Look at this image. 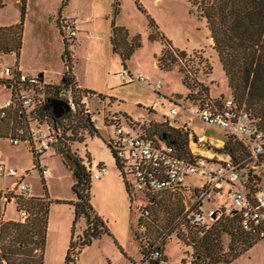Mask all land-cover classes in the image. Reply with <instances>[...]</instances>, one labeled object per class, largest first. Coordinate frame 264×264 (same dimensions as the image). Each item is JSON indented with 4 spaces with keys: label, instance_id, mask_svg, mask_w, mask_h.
<instances>
[{
    "label": "rangeland",
    "instance_id": "rangeland-1",
    "mask_svg": "<svg viewBox=\"0 0 264 264\" xmlns=\"http://www.w3.org/2000/svg\"><path fill=\"white\" fill-rule=\"evenodd\" d=\"M74 1H76L73 4L74 10L80 11L82 16L91 15L93 18L87 22L88 27H79L76 33L101 37L94 43L83 39L77 43L73 40V43L68 45L72 64L80 77L87 84L96 86V89L105 94L100 103L97 102L95 96H90L86 102L85 107L89 109L91 119L97 118L99 123L102 114L107 118L110 116L118 118L119 115L131 119L144 117L150 123L149 127L151 123L156 122L161 123L157 129L166 128L169 124L176 125L175 120L178 114L182 113L180 108L175 114L168 112L172 101L185 105L198 102L202 97L198 92L202 85H206L207 93L209 91L212 95H217L215 97L229 96L226 77L212 48V40L209 37L205 19L190 1H137L140 8L154 20L157 28L174 46L173 49L184 51L180 58L185 59L191 74V79L188 78V83H190L188 87L181 82L183 74L179 68L182 70L183 66L178 56L176 63L162 67L161 60L158 59L162 42L158 38L147 37L149 28L145 14L134 0H117L118 11L115 15H112V0ZM2 2L0 21H12L13 19L17 21L19 18L18 3L15 0H2ZM58 2L59 0H44V3L38 5L37 0H28L22 19L21 46L18 54V62L24 66L23 68L29 67V70L25 69L24 72L37 74L44 69L46 73L43 77L49 78L50 76L52 80H55L59 72L63 70L60 57L62 43L54 19ZM47 10L48 13H46ZM111 19L115 24L124 25L128 35H139V45L133 50L128 64L132 72L140 71L150 75L151 78L160 79L159 99L155 92L146 85L136 80L122 82L118 78L117 71L121 66L119 56L112 51L111 45L103 50L101 43L102 37L106 38L108 30L110 32ZM1 58L5 63H12L15 56L13 53H6L1 54ZM107 93L115 98H108ZM2 94L3 92L0 91V96ZM153 101H156V106L151 109L150 105ZM105 103L111 105V108ZM113 108L121 109L126 113L117 112ZM147 126L148 124H143L140 131L144 132ZM64 127L68 128L63 129ZM71 127L75 129L74 133L70 132ZM123 127L127 129L125 124ZM54 129L56 139L50 143L42 155V160L48 167V175L44 179L40 178L39 172L33 167L30 152L22 144L12 145L4 137L0 138V163L5 166L11 165L16 169L13 175L0 176V191L6 198L10 197L8 200L0 197V217H9L14 220L20 218L19 210L16 209L14 203L15 195L20 194L15 187H12L15 180L20 179L21 183L27 186V193L46 194L49 199L41 264H65L64 255L71 235L73 214L68 201L74 199L70 187L72 175L69 167L61 159V152L69 153L74 159L79 158L83 164L87 157L90 162L97 160L100 155L106 153L107 149L102 141L105 130L100 126L96 133L88 135L87 127L79 125L75 117L67 116L59 119ZM191 129L195 135L203 133L210 137L224 139L219 127L201 121L195 120ZM79 138L81 140H77ZM206 147H211V149L208 151L203 149V151L211 154L216 146L209 144ZM262 177L261 184L264 186V176ZM183 182L186 185L202 183L195 176H186ZM194 193L186 192L178 195L179 200L177 201H173L170 197L169 201L175 208L168 213L152 204L149 207L152 220L148 224L147 231L142 225L137 224L134 204L131 203L130 207V203H127L126 218L122 221L119 216L114 226L120 242L114 239L108 229L109 226L106 225L108 233L100 234L98 238L83 246L75 256L74 262L76 264H148L147 259L139 253L138 243L151 248L159 238L162 239L160 257H163L159 259L158 264H178L181 257L185 261H190L193 258L194 248L185 237L188 228L178 223L173 224V227L170 225L176 219L177 211L181 209V212L192 203ZM27 196L29 195H23V197ZM222 198L223 196H215L214 200L217 203ZM213 205L212 200L204 199L199 208L205 214L207 209ZM106 212L112 216L118 214L115 211ZM83 226L84 220L79 218L73 225V236L79 233ZM135 236L137 239L134 238ZM227 243L228 237L221 233L220 246L224 254L227 251ZM216 264H264V237L255 240L246 250L230 261Z\"/></svg>",
    "mask_w": 264,
    "mask_h": 264
},
{
    "label": "built area",
    "instance_id": "built-area-1",
    "mask_svg": "<svg viewBox=\"0 0 264 264\" xmlns=\"http://www.w3.org/2000/svg\"><path fill=\"white\" fill-rule=\"evenodd\" d=\"M59 24L63 36H74L76 26L73 17H63ZM182 58L179 57V61L184 72L191 77L186 61ZM117 75L122 82L136 80L146 85L159 99L158 91L161 88L159 78H151L150 75L140 71L132 72L125 65H121ZM0 80V85L7 87L9 92L0 100V118L15 114L20 120L8 131L4 139L12 145H25L33 158V167L39 172L40 178L44 179L48 175V167L42 160V155L56 139V132L51 119L47 116L39 117L36 108L51 99L60 100L67 105L63 113L74 111L80 106L82 113L88 116L90 123L95 127L97 118L91 119V113L85 105L89 96L97 97V95L88 90L80 91L77 101L75 92L63 86L51 95L46 92L47 83L43 82L40 76L22 71L16 59L12 63H5L1 54ZM155 106L156 101H153L150 108ZM177 108L186 110L188 118L174 127L186 129V124L193 117L205 124L219 127L223 134L233 135L245 147L248 153L246 160L241 165L224 151L212 150L211 154H200L195 147L197 144H203L204 139L201 136L192 139L189 133L187 152L179 154L172 143L140 131L143 124H148L144 117L130 119L127 123L124 120V122L119 121L114 116L108 118L103 116L101 122L103 124L109 122L113 127L104 144L109 148L118 165L117 170L123 181L130 207L133 203L137 216H147L149 207L154 204L155 195L174 192L180 196L186 192H195L192 203L176 217L179 225L205 229L219 215L235 216L241 231L255 239L264 237V186L261 184L264 176V133L255 125L250 111L242 105H236L231 96L220 97V95L219 97L208 95L188 105L172 101L168 112L174 114ZM210 142L208 139V143ZM83 165L88 169L89 179L99 178L107 169L102 162L91 166L90 163L83 161ZM14 173L12 166L0 163V176ZM242 175H244L243 180H241ZM186 176H195L202 183L186 185L183 182ZM13 186L18 193L27 194L28 188L20 179L15 180ZM215 196H223V198L216 203ZM1 197L3 200L6 198L4 194ZM204 199H210L214 203L205 214L199 208ZM211 213H214L213 217L210 216ZM19 215L23 219L26 211L20 209ZM161 240V238L157 239L152 246L153 257L160 255ZM33 251L37 252V249ZM189 262L186 260L184 264Z\"/></svg>",
    "mask_w": 264,
    "mask_h": 264
},
{
    "label": "trees",
    "instance_id": "trees-1",
    "mask_svg": "<svg viewBox=\"0 0 264 264\" xmlns=\"http://www.w3.org/2000/svg\"><path fill=\"white\" fill-rule=\"evenodd\" d=\"M188 1L195 5L199 14L205 19L209 37L212 40V48L226 77L229 96L232 97L236 105H242L250 111L255 125L264 133V0ZM18 2V20L12 24L0 25V54L13 52L14 56L18 55L21 46L25 0H18ZM116 2L114 0L112 6L113 14L117 10ZM134 2L139 8L141 7L136 0ZM140 9L147 20L149 28L147 37L158 38L162 42L158 54L162 67L176 63L177 56H182L184 51L173 49L169 40L158 30L154 20L142 8ZM59 33L62 38L60 57L63 70L60 79L56 83H47L45 90L47 93L54 95L59 87H68L75 92L78 101L79 92L87 91V89L78 87L70 72L71 54L68 45L72 43L73 37L63 36L60 29ZM110 41L118 51L121 65H124V61L139 45V35L134 34L128 37L126 28L115 25L111 19ZM179 70L183 74L181 82L188 87L190 84L188 81L191 77L183 69L179 68ZM198 92L202 95L200 99L208 96L206 85H202ZM98 96L101 97L99 93H97ZM47 98L51 99V97ZM35 111L39 117H49L53 128L57 127L59 119L70 116L75 117L79 125L88 128V135L96 133V128L90 123L88 116L82 113L80 106H77L74 111L64 112L55 118L52 117L47 101L41 103ZM130 119L127 116L123 118L127 123ZM19 121L15 114L0 118V138H3ZM160 124L153 122L149 127L150 123H148V126L144 128V132L148 135H156L162 141L172 143L179 154H185L187 152L188 130L171 125L157 129ZM67 128L64 127L63 129ZM70 132L74 133L75 129L71 127ZM223 135L222 145L214 147V150L226 152L234 161L240 162L242 165L248 155L247 150L233 135L228 133ZM113 160L116 168H118L114 157ZM76 161V166L69 167L72 175L70 187L74 199L68 201L73 216L71 235L64 255L65 264H76L74 258L83 246L88 245L100 234L108 233L104 221L95 213L89 202L90 179L88 169L80 162L79 158H76ZM170 197L173 198V201L179 200L178 195L174 192H162L155 195L153 205L159 206L158 208L163 212L168 213L172 208H175L169 201ZM48 202L49 199L46 194L29 195L27 197H23L21 194L15 195L16 209H24L27 214L20 220L5 219L0 221V264H41ZM176 208L178 207L176 206ZM180 210L177 211V215ZM79 218L84 220V226L79 233L73 236L72 228ZM151 220V213L149 212L147 216L138 215L136 221L147 231ZM176 223L178 222L174 219L170 227H173V224ZM186 227L188 231L185 237L194 248L193 258L189 264L228 262L257 240L239 229L235 216L219 215L205 229ZM221 233L228 237L225 254L221 252ZM134 238L137 239L136 236ZM138 246L139 253L144 259H147L148 264H158L159 259L163 257H160L161 254L153 257L152 247L142 246L141 243H138ZM33 249H37L38 252H34ZM184 262L185 260L181 257L178 264H184Z\"/></svg>",
    "mask_w": 264,
    "mask_h": 264
},
{
    "label": "crops",
    "instance_id": "crops-1",
    "mask_svg": "<svg viewBox=\"0 0 264 264\" xmlns=\"http://www.w3.org/2000/svg\"><path fill=\"white\" fill-rule=\"evenodd\" d=\"M136 1H138V0H136ZM153 1L158 2V0H153ZM15 2L18 3V5H19L18 0H15ZM27 2H28V0H25L24 9H25V5H26ZM74 2H76V1H74V0H59V2H58V6H57V9H56V17L54 19H55L56 30H57V33L59 34V38H60V42L61 43H62V38H61V35L59 33V29H60L59 21H60L61 18H63V17H73L74 20H75L76 32H77L79 27H83V28L84 27H88L89 24L87 22H90L91 20H93L91 15L82 16L80 14V11L74 10V8H75V6L73 5ZM42 3H44V0H37V4L38 5L42 4ZM113 3H114V0H112L111 6H113ZM2 4H3V2H2V0H0V6H2ZM117 4H118V2H116V6H117ZM117 11H118V7H117V10H116V13H117ZM46 13H48V10H47ZM112 15H113V13H112ZM112 19H113V17H112ZM14 22H16V19H13L12 21H0V25H8V24H12ZM115 25H121V26L124 27V25H122V24H115ZM109 28H110V25H109ZM76 32H75V34L73 36V40L75 41L74 43H77L78 41H81L83 39H86V40L90 41V43H94V42H97L99 39H101V37L96 36V35L88 36V35H85V33L77 34ZM130 36L131 35H128V37H130ZM106 38H107V40H106ZM106 38L102 37V41H101L102 49L104 50V48H107L108 45H111L112 46V51L116 52L118 54L117 49H115L113 47V45H112V43L110 41V32H109V30H108V32L106 34ZM106 44H107V46H106ZM9 53H13V52H9ZM5 54H3V55H5ZM18 54H19V52H18ZM131 54L124 61V65L129 70H131V67L128 64L129 59L131 57ZM118 56H119V54H118ZM15 59L17 60V63H18V65H19V67L21 68L22 71H26L25 69L29 70V67L25 66V68H23L24 66L21 65V63L18 62V55L15 56ZM119 61H120V58H119ZM39 72H40L39 76L41 77L43 82H45V83H56L60 79L62 70L59 72V76L55 80H52L50 78V76H49V78L47 76L43 77V75H45L44 73H46V71H44V69H41V71H39ZM70 72L72 74V77H73V80H74L75 84L78 87L83 88V89H87L88 91L91 90V91H93L92 92L93 94L97 95V93H99L101 95V97H96L97 102L100 103L101 98L104 97L105 94L100 92L99 89H96L95 88L96 86H92L91 84H87L80 77L79 73L76 71V68H74V65L72 64V56H71ZM0 91L3 92V94L0 96V100L3 99L4 97H6L8 95V93H9L7 87H2L1 85H0ZM107 95H108V98H111V99L115 98L113 95H111L109 93H107ZM208 95L211 96V97L217 96V95H212L209 91H208ZM89 97H88V100H89ZM105 105L109 106L111 108V105H108L107 103H105ZM180 109H181L182 113L178 114V118L176 120L174 119L177 122V124H180L181 122H184L188 118V112L186 110L182 109V108H180ZM113 110H115L117 112L118 111L125 112V111H123L121 109H118V108H113ZM177 110H178V108H177ZM177 110H176L175 113L178 112ZM103 116H105V115L102 114L101 118H103ZM118 119H119V121L124 122L123 121V117L121 115H119ZM101 120L98 123V119H97V125L95 126V128H96V131H97L98 126H100V128L105 130V135L102 136V141L104 143V140H105L104 138H106L107 135H109L112 132L113 127H112V124H110L109 122H106V124H103L101 122ZM195 120L196 121H200L196 117L191 118V120L186 124L187 130H188L189 134H191V138L192 139L194 137H198V136H201L204 139L203 140L204 143L203 144H197V146L195 147V150L198 153H200V154L208 155L205 151H203V149L208 151V149H211V147H206V145L212 144V146L218 147V146H220L223 143L224 139L222 137H210L209 135H206V134H203V133H199V134L195 135L194 133H192V129H191V126L193 125V122ZM172 126H175V125H172ZM208 139L211 141L210 143H208ZM23 146H24V148L27 149V147L25 145H23ZM106 148H107L106 149V153L104 155H100L97 160H95L93 162H90L88 157L86 159V162L90 163L91 166L96 165V163H98V162H102V163H104L106 165V168H107L105 174H103L102 176H100L97 179H91L90 180L89 202H90L93 210L95 211V213L97 215H99L101 218L105 219V220L104 219H102V220L104 221L105 226L106 225L109 226L108 229L113 234L114 239L117 242H120V238L118 237V235L114 231V226L116 224V221L119 219V216H120L122 221H124V219L126 218V207H127L126 204L129 203V201H128V198H127V195H126V191H125V187H124L123 181H122L121 176H120V174H119V172H118V170H117V168L115 166V163H114L113 157H112V155L110 153V150H109L108 147H106ZM31 161H32V165H33V158H32ZM8 166H11V165H8ZM14 171H16L15 168H14ZM12 187H14V186L12 185ZM27 194L28 195H41V194L32 193V192H29ZM1 195H2V192L0 191V197H1ZM6 199L7 200L10 199V197H7ZM128 208H129V206H128ZM106 211H115V212H118V214H117V216L116 215L112 216V214H109V212H106ZM0 219L4 220V219H12V218H9V217L2 218V217H0ZM20 219L21 218H19V220ZM12 220H14V219H12ZM42 255H43V250H42Z\"/></svg>",
    "mask_w": 264,
    "mask_h": 264
},
{
    "label": "water",
    "instance_id": "water-1",
    "mask_svg": "<svg viewBox=\"0 0 264 264\" xmlns=\"http://www.w3.org/2000/svg\"><path fill=\"white\" fill-rule=\"evenodd\" d=\"M37 75H40V72L37 73ZM47 104L50 107V111L52 114V117H58L63 111H65L67 109V105L63 102H61L60 100L57 99H51L47 102ZM61 159L63 161V163H65L68 167H74L77 164L76 159H74L73 157H71L69 155V153L67 152H61ZM244 179V175L241 176V180ZM211 217L214 216V213H211L210 215Z\"/></svg>",
    "mask_w": 264,
    "mask_h": 264
},
{
    "label": "flooded vegetation",
    "instance_id": "flooded-vegetation-1",
    "mask_svg": "<svg viewBox=\"0 0 264 264\" xmlns=\"http://www.w3.org/2000/svg\"><path fill=\"white\" fill-rule=\"evenodd\" d=\"M62 113H63V112H62ZM62 113H61V114H62ZM61 114H60V115H61Z\"/></svg>",
    "mask_w": 264,
    "mask_h": 264
}]
</instances>
